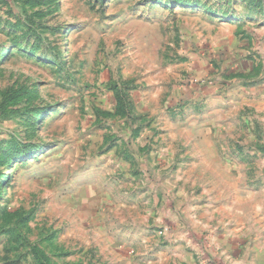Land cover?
<instances>
[{"label":"rangeland","instance_id":"374dc122","mask_svg":"<svg viewBox=\"0 0 264 264\" xmlns=\"http://www.w3.org/2000/svg\"><path fill=\"white\" fill-rule=\"evenodd\" d=\"M0 264H264V0H0Z\"/></svg>","mask_w":264,"mask_h":264}]
</instances>
